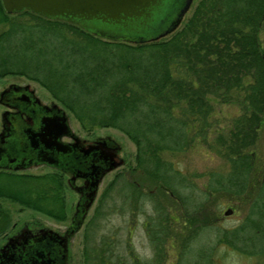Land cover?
<instances>
[{"label":"trees","instance_id":"1","mask_svg":"<svg viewBox=\"0 0 264 264\" xmlns=\"http://www.w3.org/2000/svg\"><path fill=\"white\" fill-rule=\"evenodd\" d=\"M0 25L8 26L0 33V78L36 82L85 132L115 129L136 146V167L129 178L128 172L117 176L86 228L85 264H158L162 259L161 247L175 224L171 204L153 206L147 217L144 227L156 251L152 259H141L131 245L124 249L110 236L97 238L98 222L106 217L102 211L120 180L130 209L149 202L154 191L180 203L182 235L188 233L182 253L203 231L215 228L224 203L219 197L238 201L247 209L245 221L219 243L264 257V167L251 153L264 117V0H201L170 39L145 43L110 41L29 11L8 15L1 2ZM242 93L243 115L214 145L230 162V172L209 175L196 196L192 182L164 155L209 145L203 131L214 112L211 99L239 102ZM147 185L154 189L147 192ZM66 186L57 172H0V199L57 221L68 216ZM0 217L9 220L1 206ZM201 250L206 264H219L211 250Z\"/></svg>","mask_w":264,"mask_h":264},{"label":"rangeland","instance_id":"2","mask_svg":"<svg viewBox=\"0 0 264 264\" xmlns=\"http://www.w3.org/2000/svg\"><path fill=\"white\" fill-rule=\"evenodd\" d=\"M201 0H192L191 5L186 12L181 24L170 34L160 38L156 41H165L170 39L176 32L181 30L186 24L187 20L193 15L195 8ZM8 26L0 25V33L4 31ZM261 39L264 45V30L261 33ZM11 84L30 85L32 90L36 91L37 96L43 103L51 105L56 104L63 107L54 100V98L39 84L30 81L21 76H7L0 78V92L5 90ZM239 99V102L224 103L217 99H211L214 104V112L210 121L205 125L204 133L209 138V145H203L202 143L194 144L186 149L184 152H178L173 154L164 155L165 159L171 163L176 171L180 172L188 182H192L195 186L194 192L198 195L197 191H202L203 187L209 182V175L222 174L227 175L230 172V162L227 157H224L221 153V149L214 147L219 142L221 136H226L227 132L233 127V120L243 115L241 103L243 99ZM6 111V108L0 104V132L2 130V115ZM66 111V110H65ZM72 130L81 138L86 139L88 142L98 137H111L121 147L122 152L119 155V160H123L124 164L116 171L111 172L106 176L102 184L100 185L97 200L93 206L90 216L87 221V225L82 231L74 236L70 244V263L71 264H85L84 250H85V232L88 224L94 217L100 202L104 194L110 188V185L116 180L117 176L121 173H127L129 178V172L136 167V146L120 131L115 129H101L91 133H87L80 127L75 118L68 112ZM259 139L256 146L252 149L251 153L254 154L256 159V165L264 167V117L261 129L258 133ZM54 172L48 167H34L25 171L27 174L42 175ZM64 178V177H63ZM67 184V178H64ZM81 184V183H79ZM125 181H119L114 190L109 195L107 200L106 209L102 211L105 214V218L98 222L96 229L97 238L102 236H110L114 241L119 240L123 244V248L126 249V245H131L135 251V254L140 256L141 259H152L156 255L155 247L151 244L149 237L147 236V230L145 229V223L148 216L153 213V206L171 204L174 205L175 210L172 212V216L179 219V223H172V229L168 230L170 237L167 244L162 245L161 249L163 253L161 260L158 264H206L201 256V249L205 250V254L211 250V259L219 264H264V257L249 256L240 253L237 250L229 247L227 244L219 243V239L225 235H229L230 231L237 229L243 225L247 209L241 205L238 201L231 202L230 197H219L224 201L221 206V210H218V216L220 220L216 223L215 228L212 230L203 231V234L197 241L190 242L187 249L183 250L182 246L188 239V233L182 235L184 231L183 223L185 222L184 215L180 210L181 205L178 202H171L170 197L161 191H154L153 197L146 204L137 203V207L130 209L126 204V191L124 190ZM149 189H154L153 187ZM146 188V190H147ZM191 193V191H186ZM66 202H67V219L65 221H57L44 214L32 211L22 210V208L11 201L0 199L1 209L5 210L9 214V220L4 222V219L0 217V247L6 244L7 239L14 235L24 224L31 222L35 226L48 227L60 233H64L71 225L72 217L75 213L79 196L76 192L66 186ZM195 199V196L192 197ZM144 204V206H143ZM154 204V205H153ZM216 204V203H215ZM160 207V211H162ZM159 211V212H160ZM221 236V237H220ZM164 246V247H163ZM160 248V247H159Z\"/></svg>","mask_w":264,"mask_h":264},{"label":"water","instance_id":"3","mask_svg":"<svg viewBox=\"0 0 264 264\" xmlns=\"http://www.w3.org/2000/svg\"><path fill=\"white\" fill-rule=\"evenodd\" d=\"M8 15H16L25 11L52 20H62L75 24L101 38L110 41H125L130 43H145L159 40L172 33L182 22L192 0H0ZM3 98V95H2ZM0 103L4 104L2 100ZM58 108V107H57ZM61 111V122L46 120L40 132L30 133L28 130V144L33 151H37L40 145L46 149L41 151L44 161L54 165L56 159L47 150L55 147L60 152L67 149L60 143V138L69 136L71 129L64 109ZM10 117L8 113L3 115L4 133L0 140L10 156L16 159L14 163L28 162L31 156L22 154L19 149L20 142L24 138L19 134L21 130L14 132V124H5ZM113 144L110 156H107L105 164L93 167L92 182L88 193L82 188L69 182L72 189L81 193V200L77 206V212L73 218V225L65 235H60L52 230H41L37 235L25 226L8 244L0 250V264H69V241L75 233L80 231L88 216L90 209L96 201L99 186L107 172L120 166L117 162V154L121 146L112 138ZM55 141V142H53ZM24 145V143L22 144ZM0 150V156L3 153ZM90 152V151H89Z\"/></svg>","mask_w":264,"mask_h":264},{"label":"flooded vegetation","instance_id":"4","mask_svg":"<svg viewBox=\"0 0 264 264\" xmlns=\"http://www.w3.org/2000/svg\"><path fill=\"white\" fill-rule=\"evenodd\" d=\"M3 95V98H2ZM4 100L5 103L2 104L6 111L3 113H8L10 117L6 119L5 124L7 126L10 125V123L14 124V132L16 133L17 130H21L19 132L20 135L23 136L24 142H20L19 149L22 152V154H26L27 156H31L32 159L29 160L27 163L23 162L25 160V157H23L21 162H16L14 156H10L7 149L4 148L5 146V139L3 137L2 140H0V150H3V153L0 156V172H13V173H24L27 170H30L34 167H48L52 169L54 172L59 173L64 178H67V186L71 188L69 185L70 181H73L74 186L77 188H82L85 193H88L89 185H91L92 177L91 174L93 172V167L100 164H105V161L107 160V156H110L113 144H110L111 142L109 140H105L104 142H99V140L106 139L107 137H98L94 140H91L88 142L86 139H81L73 130L71 127L70 119L68 117L71 134L69 136H63L60 138V143L62 146H64L67 151L66 152H60L55 147L47 150L52 155L53 158L56 159V163L54 165H49L47 163H41L44 161L43 157L41 156V151L43 149H46V146L40 145V148L37 151H33L28 144L27 137L28 130H30V133L34 132H40L41 128L43 126V122L46 120H55L58 122H61V111L62 108L56 104H45L42 102V100L37 96L36 91L31 89L30 85H19V84H11L9 87H7L5 90L0 92V101ZM58 107V108H57ZM3 115H2V130L0 132V137L3 135L5 127L3 122ZM111 138V137H110ZM55 142V141H53ZM24 143V145H22ZM122 148V147H121ZM90 151V152H89ZM121 151L117 154V162L120 163V167L123 166L124 161L119 160V155ZM117 168V169H118ZM117 169L107 172L104 176L102 182L106 178L108 174L111 172L116 171ZM101 182V184H102ZM81 183V184H79ZM100 184V185H101ZM100 188V186H99ZM74 192H76L79 196V201L81 200V193L78 191L72 189ZM99 192V191H98ZM98 196V195H97ZM97 200V199H96ZM96 202V201H95ZM94 202V204H95ZM77 203V206H78ZM93 204V206H94ZM77 206L75 213L71 220V225L68 227V229L64 233H60L58 231H55L48 227H41L39 225L35 226V224L28 222L24 224L16 233L12 236H10L7 239L6 244H8L9 239L16 236L22 228L25 226H28L30 231L34 235H37L41 230H52L60 235H65L69 229L73 225V218L77 212ZM90 209L88 216L84 222L83 227L80 229L82 231L84 227L87 225L88 218L90 216V213L93 209ZM174 223H179V219H177L175 216H173ZM80 231L74 234H78ZM74 236L70 239L68 249H69V264L70 263V244ZM6 244L2 245L0 247V250L2 247L6 246Z\"/></svg>","mask_w":264,"mask_h":264}]
</instances>
